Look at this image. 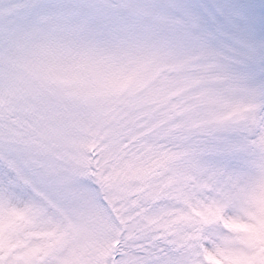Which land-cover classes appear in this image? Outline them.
I'll use <instances>...</instances> for the list:
<instances>
[{
	"label": "snow or ice",
	"instance_id": "1",
	"mask_svg": "<svg viewBox=\"0 0 264 264\" xmlns=\"http://www.w3.org/2000/svg\"><path fill=\"white\" fill-rule=\"evenodd\" d=\"M15 7L0 264H264V0Z\"/></svg>",
	"mask_w": 264,
	"mask_h": 264
},
{
	"label": "rangeland",
	"instance_id": "2",
	"mask_svg": "<svg viewBox=\"0 0 264 264\" xmlns=\"http://www.w3.org/2000/svg\"><path fill=\"white\" fill-rule=\"evenodd\" d=\"M20 0H0V24L6 18L15 17L18 13V9L15 7ZM2 87V85H0ZM66 112L68 114L66 122L62 125L65 135L69 139H74L82 136L85 129L82 127V122L88 119V114L85 109L78 106L68 105L66 106Z\"/></svg>",
	"mask_w": 264,
	"mask_h": 264
}]
</instances>
